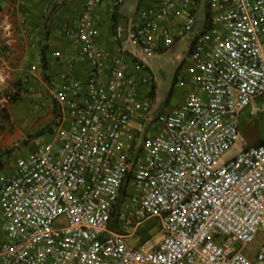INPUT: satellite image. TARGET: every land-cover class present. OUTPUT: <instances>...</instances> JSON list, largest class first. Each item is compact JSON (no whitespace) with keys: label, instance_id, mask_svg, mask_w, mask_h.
Segmentation results:
<instances>
[{"label":"built area","instance_id":"2783aa9c","mask_svg":"<svg viewBox=\"0 0 264 264\" xmlns=\"http://www.w3.org/2000/svg\"><path fill=\"white\" fill-rule=\"evenodd\" d=\"M103 1L69 31L90 74L52 91L53 140L0 175V264H264V245L243 253L264 231V143L227 157L264 110V0H206L176 80L190 91L159 113L147 59L187 37L202 0L141 5L113 54L96 43ZM149 219L159 234L139 240Z\"/></svg>","mask_w":264,"mask_h":264},{"label":"crops","instance_id":"0c3cea01","mask_svg":"<svg viewBox=\"0 0 264 264\" xmlns=\"http://www.w3.org/2000/svg\"><path fill=\"white\" fill-rule=\"evenodd\" d=\"M53 1L55 0H0V84L5 83L8 78H13L12 84H16L28 73L32 75L35 86L42 87L45 93L46 90L52 93L63 82L61 79L63 75L79 81H84L89 77L90 64L79 55L78 43L69 34V31L76 27L86 0H61L56 5L59 7L58 10L50 17L54 6L51 5ZM114 1L104 0L94 10L98 30L96 43L107 54L115 53L119 45L124 47L127 27L137 9L155 0H126L119 7H114ZM48 6H52L49 16L45 15ZM206 13H208L207 6ZM118 29L122 30L123 36H117ZM44 46H47L45 70L42 69L41 58ZM177 57L179 60H184L183 54H178ZM130 58L133 59L132 56ZM184 62L186 63V60ZM190 64L189 59L187 68ZM34 69L35 71H32ZM2 79L5 81L3 82ZM38 87L37 101L40 100L47 106H52V123L53 120L55 123L47 126L49 121L45 122L43 119L44 116H48L47 112L40 110L39 105L34 106L18 99L20 101L11 103L6 116L15 124L18 122L14 117L21 116L19 120L21 128L17 125L19 136L16 135L19 138L36 135L40 130L43 132L52 128L38 135V138L46 134L45 132H52L55 127L56 129L58 127V107L48 96L44 98ZM187 91H190V87H182V91L179 90L176 106L184 102ZM56 110L58 117L55 116ZM23 127H26V130ZM4 169L10 170L7 166L1 170ZM140 233L141 230H139V235ZM138 239L140 240V236Z\"/></svg>","mask_w":264,"mask_h":264},{"label":"rangeland","instance_id":"374dc122","mask_svg":"<svg viewBox=\"0 0 264 264\" xmlns=\"http://www.w3.org/2000/svg\"><path fill=\"white\" fill-rule=\"evenodd\" d=\"M60 1L61 0H55L51 5L56 6ZM52 6L47 7L45 15H50ZM206 21V0H202L197 10L194 27L187 35L188 37L179 39L168 51H166L162 55L147 59L149 70L154 74L157 82L156 99L154 101L155 113L171 109L176 106V104H178V102L176 101L179 97V90L181 89L182 91V88L176 84V80L188 76L186 74V68L188 66L187 62H189V42L197 31H202L205 28ZM124 47L126 49L129 48L127 41L124 42ZM178 54H183L186 63L184 62V60L178 59ZM145 69L147 70V68ZM26 78L30 79L29 83H25L24 79ZM32 78V75L28 73H26L21 78L22 84L20 87L22 91L19 96L16 92H14V84H12L14 81L13 78H8L5 83L0 84V174L8 173V170L6 171V169H4L3 171L1 170L4 166L10 168V166L15 163L19 156H28L31 153V150L33 148L32 141L35 138L36 141H52L54 138L56 127L52 132H45L46 134L39 136L38 138V135H40L44 131H50V129L52 128L44 130L43 132H41L42 130H40L36 135L34 134L32 136L19 138L17 130L19 131V120H21V116L14 117L15 121L18 122V124H15L14 122L12 123L8 116H6L8 113V108L11 105V99H13L16 95V97L20 100L29 102L34 106L39 105L38 107L40 110H42L43 112H47L48 116L46 115L43 117L45 122L49 121V124L47 126H51L53 123H55L54 120L52 123V106L49 107L44 102H41L40 100L37 101L38 85L35 86ZM30 87L32 88V91L28 90ZM39 89L44 95V98L45 96H48L52 99V93H50L48 90H46L45 93V91H42V87ZM257 103L264 106V98L257 100ZM24 129L26 130V127ZM17 134L18 136H16ZM262 140H264V110L252 117H247L246 115L244 116V122L240 129V137L232 152L227 157H233L242 149L257 145ZM139 229L141 230V233L139 235L140 239H145L149 235L159 234V223L155 219H149L146 223L142 224ZM129 242L131 244H136L135 239H131L129 240ZM263 245L264 231L261 230L253 243L243 247V253L253 260L261 251ZM237 247L239 248L238 244Z\"/></svg>","mask_w":264,"mask_h":264},{"label":"trees","instance_id":"16d2710c","mask_svg":"<svg viewBox=\"0 0 264 264\" xmlns=\"http://www.w3.org/2000/svg\"><path fill=\"white\" fill-rule=\"evenodd\" d=\"M58 8L59 7H56V6H54L53 7V10H52V14L50 15V17L58 10ZM46 51H47V46H44L43 47V49H42V51H41V58H42V69H46V67H47V59H46ZM137 61V60H136ZM21 81H19V82H17L16 84H14V89L16 90V93L18 94V96L21 94V91H22V89H21ZM11 99V98H10ZM19 98H17L16 97V95H15V97L13 98V99H11V103H14V102H16L17 100H18ZM55 116L56 117H58V112H57V110H56V112H55ZM260 143H264V140L263 141H261ZM259 143V144H260Z\"/></svg>","mask_w":264,"mask_h":264}]
</instances>
